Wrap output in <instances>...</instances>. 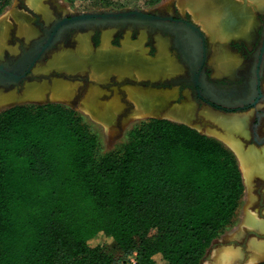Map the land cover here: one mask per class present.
Returning <instances> with one entry per match:
<instances>
[{"label": "trees", "instance_id": "trees-1", "mask_svg": "<svg viewBox=\"0 0 264 264\" xmlns=\"http://www.w3.org/2000/svg\"><path fill=\"white\" fill-rule=\"evenodd\" d=\"M10 1L0 0V13ZM85 115L56 101L0 109V264H113L89 243L95 236L136 250V264H200L239 219L244 183L233 151L159 117L134 120L126 140L104 151Z\"/></svg>", "mask_w": 264, "mask_h": 264}, {"label": "crops", "instance_id": "crops-1", "mask_svg": "<svg viewBox=\"0 0 264 264\" xmlns=\"http://www.w3.org/2000/svg\"><path fill=\"white\" fill-rule=\"evenodd\" d=\"M203 1L202 0H163L161 2L160 7L164 13H173L174 11H176L178 14L188 16L190 20L195 25H197L200 28V30L204 33L206 40V48H207L206 68H208L209 75L213 80L224 79L233 82L238 80L245 81L251 72L250 69L252 63L250 60H247L245 58L244 51H252L258 45L259 30L261 27V15H264V0H252V1L232 0L233 2H235L234 4H232L233 2L229 0L228 2L227 0H221V2L219 0H213V1L203 0ZM235 6L238 7L236 8ZM206 7H209L210 9L212 7L213 8L209 10L208 8L206 9ZM200 8L201 9L205 8L206 10L204 11L203 9L201 12ZM237 9H240V11H238ZM241 9L245 11V12L242 11L243 14H241ZM33 10L38 12L39 15L42 18H45L47 21L52 19L54 13L53 8H51V6L48 4V2H46V0H30V1L24 0L21 6L9 5L3 12L0 13V59L3 56H5L6 53H11L13 55L16 54L14 49L15 45L12 42L17 38L22 40H32L33 38L37 37L38 34L41 32V28L39 24H35V22L33 21V14H32ZM218 12H219V16H217ZM207 14L209 17L207 16ZM211 14L213 17L211 16ZM206 17H208L209 19ZM217 17L218 18L221 17L222 19L219 18L221 19V21H223L225 17L227 20L226 21L224 20L225 23L223 22V24L220 25V23L222 22L220 20L217 21L218 19ZM227 17H229L230 19H228ZM239 18L242 20H240ZM236 19L239 20H237L238 22H236V26H234L235 25L234 22ZM214 22H216V24ZM230 22L231 24H229ZM239 23L241 24L240 26H238ZM5 25L6 28L7 27L9 28L6 29L4 27ZM232 25L234 26V28ZM224 27H226L228 30ZM230 29H233L232 32ZM70 34L72 36L71 37L72 45L68 47H62L61 49H57L58 51L57 61L54 63L51 61V64L49 63V64L40 65V66H44L43 72L46 73L45 75L52 74L49 75L48 78L27 77L21 83L14 85L0 86V103H1L0 109L15 103H23L27 101L63 102L82 111L93 121L100 124L105 134L114 133L116 129L122 127L128 121H134L147 117L167 118L173 121L182 122L176 119L169 118L164 115H152V114L136 115V113H134L133 111L134 105H132V102L130 103V101L128 100V94L126 91L129 87H139V86H142L144 88L175 87L179 89L177 82H175L174 84H162L163 80L167 78L179 76L185 70L181 59L178 58L177 54L175 53V50L172 49L173 47L172 39L169 34H165L161 31H153L147 26H136V27L128 26L122 28V27H118L115 24L102 26L98 28L80 27V28H76ZM160 39L162 40L160 41ZM165 47L167 50L165 49ZM119 48H121L122 50ZM143 51L145 52L143 53ZM133 54L136 55L134 56ZM115 55L117 56L115 57ZM95 57L96 58L99 57V59L102 62L98 61L99 59L98 60L95 59ZM132 57L133 59H131ZM152 57L155 58L153 59ZM167 58L170 60H168ZM91 60L94 62H92ZM150 62L153 63L150 64ZM146 63L149 64L146 65ZM97 64H99L100 66ZM109 67L112 71L109 69ZM168 68H170V70H168ZM131 70H133L134 72ZM142 70L145 73H142ZM91 73L92 75L90 76ZM144 78L152 80V82L149 81L145 84H142ZM72 81H74V83ZM32 84L34 85L33 87H38L39 85V88L42 87L41 89L46 92L49 90V92H47L48 95H46L43 98L24 96V91L26 87H28L29 85L32 86ZM56 86H63L67 89H73L74 94L72 93L69 96H63V97H54L50 95V89ZM73 86L75 87V89ZM90 86H92L91 88L93 89L96 88L97 86L95 91L97 92V97H99L98 99L100 101V104L103 105L104 108L106 106L111 107L110 113H107L102 117L97 116L92 113V110H89L83 106L82 97H84V95L87 94L86 92L89 91L87 88H90ZM261 87L262 90L264 91V71L262 75ZM99 88L101 89V93ZM109 90H111V92ZM104 91L106 93H104ZM197 106L199 110L205 109V111L209 114L208 118L201 117L200 119L201 121L200 120L199 121L200 123L202 122L201 123L202 128L198 130L208 135L215 136L220 140H222L233 151V153L237 157L244 183L243 199L244 197L247 198V196L251 194L253 195V196L251 195L252 198L264 199V143H260L259 141L255 140L253 135V121L255 119V114L257 112V109H259L262 106V103H260L255 108L238 110V111H224L211 107L210 105L204 103L201 105L197 104ZM92 116H94L95 118ZM105 117H107L108 119ZM233 119L235 121H233ZM243 119L244 121L242 122ZM230 120L233 121L234 123L233 122L231 123ZM199 121L197 122L199 123ZM227 121L228 123H230L229 126L227 124ZM241 122L243 124H240ZM231 124H234L236 127L235 126L232 127ZM239 125L242 128H240ZM213 130L216 131L213 132ZM259 133L260 135L264 136V119L260 124ZM255 150H257L256 153L258 154L253 153ZM244 157L246 159H244ZM246 160L249 161V164L248 161ZM241 162L245 164L243 165V167L241 165L242 164ZM252 167L256 169H253ZM247 225L253 226L254 224L247 223ZM255 226L256 224L253 226V228ZM255 228H257V226ZM237 233L238 235L241 234L240 231L235 232V234ZM235 234L233 235L234 237H236ZM233 236L231 238H233ZM213 260L214 259H211V261ZM257 261H260V259L259 260L257 259L253 263H244V264H254ZM202 263H204V260H202L200 264Z\"/></svg>", "mask_w": 264, "mask_h": 264}, {"label": "rangeland", "instance_id": "rangeland-1", "mask_svg": "<svg viewBox=\"0 0 264 264\" xmlns=\"http://www.w3.org/2000/svg\"><path fill=\"white\" fill-rule=\"evenodd\" d=\"M23 1L24 0H11L9 5L21 6ZM151 1L152 0H83L84 4L83 3L82 4L85 7L81 9L78 6H75L76 4L74 6L70 5L72 0H46V2H48V4L54 10L52 19L47 21L45 18H42L38 12L33 10V13H32L33 21L35 22V24H39L41 28V32L38 34L37 37L33 38L32 40H22L19 38L14 40L12 43L15 45L14 49H15L16 54L13 55L11 53H6L5 56H3L0 60L4 61L6 64H10L16 57H18V55L22 53L23 50L28 49L29 47L34 45V43L37 42L41 37H43L45 34V30L48 29L55 20L60 19L62 17L68 16L71 14L80 13V12L106 11V10L116 11V10L140 9V10L148 11V12H158V13L163 12V10L160 7L161 2L163 0H159L158 2H154V3H152ZM79 6H81V4H79ZM117 26L121 27L119 25ZM86 27H92V26H86ZM71 37H72L71 34H67L63 36V38L60 39L58 42H56L52 48L47 49L44 52L42 58L39 59L35 63L28 77H34V78L47 77L48 78L49 75H52V74L45 75L46 73L43 72L44 66H40V65L48 64L51 61L53 63L56 62L58 59L56 58L58 57L57 49H61L62 47L71 46L72 45ZM175 53L177 54V56H179V53L176 49H175ZM183 77L188 79V72L187 71L185 72V70L179 76L167 78L163 80L162 84H174L175 82H177L178 84L179 82H181L180 80ZM178 87H179V90H185V89L189 90L196 104H199L198 102H201L197 99V96L195 95V92L193 89L189 87H185V85L183 84L178 85ZM85 119L89 120L90 123L94 122V121L92 122V119H90L87 115H85ZM132 124H133V121H128L122 127H119L118 129H116L114 133H110V134H105L102 130V127L98 124H92L93 125L92 127L95 128V130L99 133L101 137L103 150L108 151V150H111L117 147L119 144H121L122 142L126 140L127 133L130 130V128H132ZM248 214L249 215L256 214L255 216L258 215L256 217L257 220L264 222V199L263 198H252V200L248 201L247 198L244 197L243 203L240 208V215H239L238 222L232 228L225 231L221 236H219V238H217L212 243V245L210 246V248L212 247L211 254L208 255V250L210 249L209 248L204 256L205 259L203 258L204 263L202 264H206V262H210L211 259H214L215 257L214 253H216L217 250L220 249L222 251L225 248L229 247L228 245L232 246L233 244H235L234 243L235 241H233L235 237L231 238L232 237L231 235H234L235 232L237 231H240L241 234H239L238 237L236 236V238L243 244L246 243V241H248L247 238H251L257 235L260 238L264 237V234L257 228L255 227L253 228V226L251 227V225L247 226L246 217ZM242 230L244 233L242 232ZM109 241L110 240L108 238H105L102 236H95L94 238L90 240L89 243L91 245H100V247H102V249L105 252L112 254V257L114 258L113 264H122V262H128L129 264H131V258L136 256V250L132 251V253L130 254H124L120 249L118 250L112 247L109 244L110 243ZM160 264H167V262L161 261Z\"/></svg>", "mask_w": 264, "mask_h": 264}, {"label": "bare ground", "instance_id": "bare-ground-1", "mask_svg": "<svg viewBox=\"0 0 264 264\" xmlns=\"http://www.w3.org/2000/svg\"><path fill=\"white\" fill-rule=\"evenodd\" d=\"M30 1V0H29ZM203 1V0H202ZM207 1V0H206ZM213 1V0H212ZM220 2H221V0H219ZM229 1H231V2H233L232 0H229ZM252 1V0H251ZM204 2V1H203ZM202 2V3H203ZM224 2V1H223ZM227 2H228V0H227ZM226 2V3H227ZM185 3V2H184ZM207 3H209V2H207ZM213 3V2H212ZM215 3V2H214ZM230 3V2H229ZM235 2H233L232 4H234ZM210 4H211V2H210ZM228 4V3H227ZM239 4V3H238ZM226 5V4H225ZM213 6V5H212ZM223 6H224V4H223ZM227 6V5H226ZM193 7V6H192ZM209 7H211V6H209ZM209 7H206V9L208 8L209 10H211ZM236 8L238 7V6H235ZM40 8V7H39ZM45 8V7H44ZM194 8V7H193ZM198 8H199V5H198ZM46 9V8H45ZM201 9V8H200ZM199 9V10H200ZM204 9V11L206 10L205 8H203ZM203 9H201V12H202V10ZM238 11H240V9H237ZM242 11L243 12H245L244 10H242L241 9V14H243L242 13ZM247 13V12H246ZM50 14V13H49ZM201 14V13H200ZM214 14V13H213ZM217 14V13H216ZM207 16H208V14H207ZM211 16H212V14H211ZM217 16H219V12H218V15ZM209 17V16H208ZM208 17H206V18H208ZM213 17V16H212ZM230 17V16H229ZM229 17H227L228 19H230ZM218 18V17H217ZM219 18H221V17H219ZM217 19V21H221V19ZM231 18H232V16H231ZM233 18H235V17H233ZM10 19V18H9ZM203 19H204V17H203ZM202 19V20H203ZM209 19V18H208ZM215 19V18H214ZM240 19V18H239ZM239 19H236L235 20V25H234V23H233V25L234 26H236V22H238L237 20H239ZM225 21L227 20L226 19V17H225V19H224ZM224 20L223 21H221L222 23H220V25L221 24H223V22H224ZM240 20H242V19H240ZM4 22H5V20H4ZM7 22V21H6ZM210 22V21H209ZM231 22H233V21H231ZM231 22L229 23V24H231ZM215 24H216V22H214ZM225 23V22H224ZM9 24V23H8ZM20 24H22V23H20ZM218 24V23H217ZM2 25H3V23H2ZM28 25V24H27ZM213 25V24H212ZM232 25V26H233ZM241 24L239 23L238 24V26H240ZM19 26V25H18ZM215 26V25H214ZM225 26V25H224ZM231 26V27H232ZM234 26H233V28H234ZM5 28H6V25L4 26ZM216 27V26H215ZM7 28H9V27H7ZM6 28V29H7ZM219 28V27H218ZM223 28V27H222ZM224 28H226V27H224ZM227 29V28H226ZM235 29H237V28H235ZM234 29V30H235ZM5 30V29H4ZM26 30V29H25ZM225 30V29H224ZM228 30V29H227ZM226 30V31H227ZM231 30V32H232V30L233 29H230ZM229 32V31H228ZM228 32H226V33H228ZM234 32V31H233ZM231 34V33H230ZM23 36V35H22ZM159 40V39H158ZM162 39H160V41H161ZM139 42V41H138ZM158 42V41H157ZM109 43V42H108ZM108 43H106V44H108ZM163 44V43H162ZM166 45V44H165ZM123 46V45H122ZM125 46V45H124ZM130 46V45H129ZM92 47V46H91ZM112 47H114V46H112ZM106 48V47H105ZM112 49V48H111ZM119 49H121V48H119ZM163 49H164V47H163ZM165 49H166V47H165ZM88 50V49H87ZM90 50V49H89ZM92 50V49H91ZM108 50V49H107ZM122 50V49H121ZM167 50V49H166ZM86 51V50H85ZM96 51H99V50H96ZM95 51V52H96ZM111 51V50H110ZM130 51V50H129ZM137 51V50H136ZM141 51V50H140ZM82 52V51H81ZM104 52V51H103ZM102 52V53H103ZM127 52V51H126ZM145 51H143V53H144ZM164 52V51H163ZM106 53H108V52H106ZM142 53V54H143ZM101 54V53H100ZM111 54H114V53H111ZM123 54V53H122ZM125 54V53H124ZM158 54V53H157ZM56 55V54H55ZM86 55H88V54H86ZM110 55V54H109ZM132 55V54H131ZM134 55V54H133ZM136 55V54H135ZM134 55V56H135ZM144 55V54H143ZM162 55V54H161ZM68 56V55H67ZM98 56V55H97ZM117 55H115V57H116ZM120 56V55H119ZM126 56V55H125ZM157 56V55H156ZM155 56V57H156ZM100 57V56H99ZM99 57H95V59H99ZM105 57H107V56H105ZM111 57H112V55H111ZM110 57V58H111ZM131 57V56H130ZM137 57V56H136ZM142 57V56H141ZM154 57V58H155ZM57 58V57H56ZM66 58V57H65ZM82 58V57H81ZM90 58V57H89ZM93 58V57H92ZM135 58V57H134ZM153 58V57H152ZM153 58V59H154ZM109 59V58H108ZM131 59H133V57L131 58ZM168 59V58H167ZM60 60V59H59ZM72 60V59H71ZM70 60V61H71ZM75 60V59H74ZM77 60V59H76ZM94 60V59H93ZM112 60V59H111ZM110 60V61H111ZM116 60H118V59H116ZM121 60V59H120ZM138 60V59H137ZM168 60H170V59H168ZM54 61V60H53ZM92 61V60H91ZM95 61V60H94ZM94 61H92V62H94ZM98 61H101L100 59L98 60ZM106 61V60H105ZM114 61V60H113ZM134 61V60H133ZM147 61V60H146ZM173 61V60H172ZM175 61V60H174ZM69 62V61H68ZM96 62V61H95ZM102 62V61H101ZM156 62V61H155ZM98 63V62H97ZM153 62H150V64H152ZM174 63V62H173ZM172 63V64H173ZM176 63V62H175ZM49 64V63H48ZM50 64H51V62H50ZM95 64V63H94ZM115 64H116V62H115ZM143 64V63H142ZM149 63H146V65H148ZM157 64V63H156ZM165 64V63H164ZM97 65H99V64H97ZM112 65V64H111ZM160 65V64H159ZM162 65H163V63H162ZM85 66V65H84ZM100 66V65H99ZM108 66H110V65H108ZM116 66V65H115ZM126 66V65H125ZM163 67H164V65H163ZM51 68V67H50ZM80 68V67H79ZM98 68V67H97ZM147 68V67H146ZM151 68V67H150ZM54 69V68H53ZM109 69H110V67H109ZM133 69V68H132ZM152 69V68H151ZM37 70V69H36ZM57 70V69H56ZM91 70V69H90ZM111 70V69H110ZM109 70V71H110ZM153 70V69H152ZM168 70H170V68H168ZM52 71V70H51ZM65 71V70H64ZM86 71V70H85ZM87 71H88V69H87ZM112 71V70H111ZM131 71H133V70H131ZM141 71V70H140ZM163 71V70H162ZM166 71H167V69H166ZM36 72V71H35ZM38 72H40V71H38ZM78 72V71H77ZM80 72V71H79ZM130 72V71H129ZM128 72V73H129ZM134 72V71H133ZM150 72V71H149ZM72 73V72H71ZM84 73V72H83ZM101 73V72H100ZM142 73H145V72H143V70H142ZM39 74V73H38ZM120 74H122V73H120ZM124 74H126V73H124ZM133 74V73H132ZM149 74V73H148ZM151 74H152V72H151ZM65 75V74H64ZM73 75V74H72ZM84 75V74H83ZM92 75V73L90 74V76ZM112 75V74H111ZM113 76V75H112ZM139 76V75H138ZM52 77V76H51ZM71 77H73V76H71ZM77 77V76H76ZM122 77V76H121ZM142 77V76H141ZM162 77V76H161ZM167 77V76H166ZM63 78V77H62ZM120 78V77H119ZM143 78V77H142ZM64 79H66V78H64ZM92 79V78H91ZM130 79V78H129ZM38 80V79H37ZM105 80H107V79H105ZM111 80H112V78H111ZM121 80V79H120ZM139 80V79H138ZM138 80H136V81H138ZM162 80V79H161ZM36 81V80H35ZM82 81V80H81ZM99 81V80H98ZM103 81V80H102ZM125 81H127V80H125ZM140 81H142V80H140ZM149 81H151L152 82V80H149V79H143V83L142 84H145V83H147V82H149ZM73 83H74V81H72ZM107 82V81H106ZM159 82H161V81H159ZM58 83V82H57ZM91 83V82H90ZM110 83V82H109ZM116 83V82H115ZM134 83V82H133ZM33 84H35V83H33ZM32 84V86H28V87H26V89H25V91H24V96H26V97H35V98H43V97H45L46 95H48V93L47 92H49V90L46 92V91H44V90H42L41 88H39V85H38V87H33L34 85ZM37 84V83H36ZM92 84V83H91ZM98 84V83H97ZM136 84V83H135ZM101 85V84H100ZM139 85V84H138ZM43 86V85H42ZM92 86H95V85H92ZM92 86H90V88H87L88 90V92H86L87 94H85L84 95V97H82L83 98V100H82V104H83V106L84 107H86L87 109H89V110H92V113L93 114H95V115H97V116H104V115H106L107 113H110L111 112V107H105L104 108V106L103 105H101L100 104V101H99V97H97V92L95 91V89L97 88V86H96V88H91ZM131 86V85H130ZM132 86H133V84H132ZM67 87V86H66ZM74 87V86H73ZM88 87V86H87ZM99 87V86H98ZM108 87V86H107ZM84 88V87H83ZM101 88V87H100ZM99 88V89H100ZM74 89H75V87H74ZM107 89H109V88H107ZM81 91V90H80ZM86 91V90H85ZM110 92H111V90H109ZM127 94H128V100L130 101V103L132 102V105H134V109H133V111H134V113H136V115H140V114H152V115H164V116H167V117H169V118H172V119H176V120H179V121H182V122H184V123H186V124H188V125H191V126H193V127H196L197 129H201L202 128V126H201V123H200V119H201V117L202 118H208L209 117V114L205 111V109L203 110V109H201V110H199V108H197V105H196V102L192 99V97H191V94H190V92L188 91V90H183V91H180L178 88H175V87H173V88H144V87H142V86H139V87H129L127 90ZM118 92V91H117ZM3 93H5V92H3ZM73 93V89H67V88H65V87H63V86H56V87H52L51 89H50V95H52V96H54V97H63V96H69V95H71ZM83 93V92H82ZM100 93H101V89H100ZM104 93H106L105 91H104ZM107 93H108V91H107ZM11 94V93H10ZM9 94V95H10ZM74 94V93H73ZM84 94V93H83ZM124 94V93H123ZM17 95V94H16ZM16 95H14V96H16ZM21 95V94H20ZM105 95V94H104ZM108 96V95H107ZM2 97H4V96H2ZM109 97H110V95H109ZM6 98V97H5ZM52 99V98H51ZM4 100V99H3ZM6 100V99H5ZM12 100V99H11ZM101 100V99H100ZM105 101V100H104ZM121 101V100H120ZM128 102V101H127ZM126 102V103H127ZM81 103V102H80ZM120 103V102H119ZM124 103V102H123ZM1 104V103H0ZM129 106V105H128ZM125 108V107H124ZM208 109V108H207ZM126 110V109H125ZM132 111V110H131ZM124 112V111H123ZM120 114V113H119ZM92 117H94V116H92ZM117 117V116H116ZM95 118V117H94ZM105 118H107V117H105ZM108 119V118H107ZM200 120V121H199ZM240 120H241V118H240ZM197 121H199V123L197 122ZM217 121V120H216ZM231 121V120H230ZM233 121H235L234 119H233ZM233 121H231V123L233 122ZM244 121V119L242 120V122ZM218 122V121H217ZM223 122V121H222ZM240 123V124H243V123ZM221 123V122H220ZM226 123V122H225ZM224 123V124H225ZM234 123V122H233ZM227 124H228V126H229V124L230 123H228V121H227ZM205 125V124H204ZM210 125V124H209ZM223 125V124H222ZM224 126H226V125H224ZM231 126L233 127V126H235L234 124H231ZM206 127V126H205ZM236 127V126H235ZM239 127L240 128H242L240 125H239ZM205 129V128H204ZM214 129V128H213ZM217 129V128H216ZM214 131H216V130H213V132ZM211 133V132H210ZM220 133V132H219ZM218 134V133H217ZM228 140V139H227ZM253 148V147H252ZM238 150V149H237ZM256 151L257 150H255L253 153H256ZM250 152V151H249ZM256 154H258V153H256ZM261 154V153H260ZM251 156H252V154H251ZM254 156V155H253ZM261 156V155H260ZM244 159H246L245 157H244ZM250 159V158H249ZM242 161H245V160H242ZM246 161H248V160H246ZM252 161V160H251ZM242 164V167H243V165H245V164H243V162H241ZM253 163V162H252ZM248 164H249V161H248ZM254 164V163H253ZM247 165V164H246ZM256 165V164H255ZM254 165V166H255ZM257 167V166H256ZM253 169H256V168H254V167H252ZM244 170V169H243ZM251 170V169H250ZM254 171V170H253ZM255 172V171H254ZM250 173V172H249ZM257 173V172H256ZM249 178V177H248ZM246 179V178H245ZM250 179H251V176H250ZM250 182V181H249ZM247 184V183H246ZM253 184V183H252ZM247 186V185H246ZM245 186V187H246ZM250 186H252V185H250ZM253 188V187H252ZM249 190V189H248ZM252 190V189H251ZM248 195H249V193H248ZM252 195V194H251ZM251 195H249V196H247V200L248 201H250V200H252V196ZM254 203V202H253ZM248 213H250V212H248ZM251 213H253V212H251ZM256 215V214H255ZM255 215H253V214H248L247 215V217H246V222L248 223V224H256V226H257V229L258 230H260L263 234H264V222L263 221H258L257 220V216H255ZM253 225V226H254ZM248 226V225H247ZM255 226V227H256ZM252 227V226H251ZM250 228V227H249ZM242 232H243V230H242ZM243 234V233H242ZM236 236L238 235V233L237 234H235ZM233 236V235H232ZM245 236V235H244ZM248 236V235H247ZM250 236V235H249ZM234 237V236H233ZM243 239V238H242ZM241 239V240H242ZM248 239V241H246V243H242V242H240L239 240H237V238L235 237L234 239H233V241H235L234 243L235 244H233V243H231V244H233L232 246L231 245H228L229 247H227V248H225L224 250H217V252L216 253H214V260L213 261H211V262H206V264H244V263H253L254 261H256L257 259H264V237L263 238H260V237H258V235L257 236H253V237H251V238H247ZM232 241V242H233ZM227 245V244H226ZM216 249V248H215ZM214 249V250H215ZM218 249V248H217ZM213 250V251H214ZM218 251H220V252H218ZM215 252V251H214ZM210 261V260H209Z\"/></svg>", "mask_w": 264, "mask_h": 264}, {"label": "water", "instance_id": "water-1", "mask_svg": "<svg viewBox=\"0 0 264 264\" xmlns=\"http://www.w3.org/2000/svg\"><path fill=\"white\" fill-rule=\"evenodd\" d=\"M113 24L121 26H148L173 34L175 45L184 51L183 53H185V58L187 60L191 59L192 75L194 77L200 75V69L206 58V42L202 31L195 24L187 20L179 18L174 19L172 16L160 15L140 9L106 10L80 12L60 18L51 25V27L45 30L46 35L43 38L39 39L28 49L23 50L10 65L0 63V86L5 84H16L25 78L34 64L42 58L44 52L52 48L54 44L59 41L63 31L86 26L98 28ZM262 35L261 53L258 54L259 58H261L264 53V32ZM186 48L190 49V54H186ZM255 73L258 77V83L260 69L256 68ZM200 85L203 86L205 90L210 91V88H208L209 86L215 90L211 84L207 83L205 78L200 81ZM216 100L225 105H232L237 102L229 101L226 98ZM211 251L212 247L208 250V255L211 254Z\"/></svg>", "mask_w": 264, "mask_h": 264}, {"label": "flooded vegetation", "instance_id": "flooded-vegetation-1", "mask_svg": "<svg viewBox=\"0 0 264 264\" xmlns=\"http://www.w3.org/2000/svg\"><path fill=\"white\" fill-rule=\"evenodd\" d=\"M151 13H157L160 15L172 16L174 19L179 18V19H183V20H187V21L192 22L188 16L178 14L176 11H174L173 13H164V12H159V13L158 12H151ZM68 16H70V15H68ZM58 20L59 19L55 20L51 25H53ZM51 25H50V27H51ZM119 26H121V25H119ZM128 26L136 27L133 25H127V26H121V27L125 28ZM92 27H94V26H92ZM149 28L152 29L153 31H161V32H163L165 34H169L171 36L172 46H173L172 49H174V50L176 49L178 51V53H179L178 58L181 59L183 65H184V68H185V72L186 71L188 72V79L183 77L180 80L181 82L178 83V85L183 84V85H185V87H189V88L193 89L195 92V95L197 96V99L199 101H201V102H198L200 105L204 103V104L210 105L211 107H214V108H217L220 110H224V111H238V110L255 108L260 103H262V106L259 109H257V112L255 114V119L253 121V135H254L255 140L259 141L260 143H264V136L260 135V133H259L260 124L264 119V91L262 90V87H261L262 75H263V71H264V53H263L261 58L258 57V54L261 53L260 48L262 46V38H263L262 33L264 32V15H261V27L259 30V40H258L257 47L252 51H244L245 52L244 53L245 58L247 60H250L252 63L251 69H250L251 72L245 81L238 80V81L233 82V81H228V80H224V79L223 80H213L209 75L208 68H206V58H205V62L203 64V66L200 69L201 70L200 75L198 77H194L192 75V71H191L192 70L191 59L187 60L185 58V53H183L184 51L182 49H179L175 45L173 34L166 32V31L153 29L151 27H149ZM74 30H75V28L68 30V31L67 30L63 31L60 39H62L63 36L72 33V31H74ZM45 35H46V32H45L44 36ZM203 35H204V33H203ZM43 37H41V38H43ZM205 42H206V40H205ZM186 51H187L186 54H188V53L190 54V49L186 48ZM206 53H207V48H206ZM255 53H257V54H255ZM187 56H189V55H187ZM0 63L5 64V65H10L12 62L10 64H6L4 61L1 60ZM256 68L260 69V77H259L258 83H257L258 77L255 73ZM29 74H30V72L26 75L25 78H27ZM25 78H23L19 83H21ZM204 78L207 80V83L211 84V86H213L215 88V90L209 86L208 88H210V91H208V90H205V88L200 85V81ZM16 84H18V83H16ZM5 85H14V84H5ZM2 86H4V85H2ZM180 91H183V90H180ZM190 94H191V92H190ZM191 97H192V94H191ZM221 98H223V99L226 98L229 101H237V102L233 103L232 105H225V104H222L216 100V99H221ZM192 99H193V97H192ZM197 108H198V106H197Z\"/></svg>", "mask_w": 264, "mask_h": 264}, {"label": "built area", "instance_id": "built-area-1", "mask_svg": "<svg viewBox=\"0 0 264 264\" xmlns=\"http://www.w3.org/2000/svg\"><path fill=\"white\" fill-rule=\"evenodd\" d=\"M136 262H137V261H136L135 257H132V258H131V264H136Z\"/></svg>", "mask_w": 264, "mask_h": 264}]
</instances>
